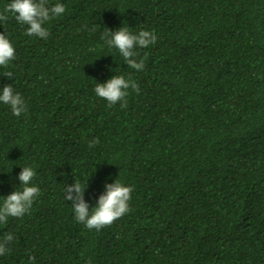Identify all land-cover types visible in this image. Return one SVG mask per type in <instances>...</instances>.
Masks as SVG:
<instances>
[{
  "label": "trees",
  "instance_id": "obj_1",
  "mask_svg": "<svg viewBox=\"0 0 264 264\" xmlns=\"http://www.w3.org/2000/svg\"><path fill=\"white\" fill-rule=\"evenodd\" d=\"M48 3L66 12L46 39L0 23L16 51L0 90L27 105L16 117L0 102V197L24 166L40 188L0 224L14 234L0 264H264V0ZM123 26L157 37L136 49L142 71L101 38ZM117 74L140 87L126 108L94 91ZM118 178L130 211L99 231L77 222L66 185L87 187L91 209Z\"/></svg>",
  "mask_w": 264,
  "mask_h": 264
},
{
  "label": "clouds",
  "instance_id": "obj_2",
  "mask_svg": "<svg viewBox=\"0 0 264 264\" xmlns=\"http://www.w3.org/2000/svg\"><path fill=\"white\" fill-rule=\"evenodd\" d=\"M66 12V6L62 3L49 5L48 0H10L2 9H0V23H5L9 15L21 25H26L25 35L35 36L46 39L49 31L45 23L63 15ZM129 27H121L115 32L107 30L102 35V39L110 47L118 49L128 68L136 71H142L145 68V59L139 57L137 47L146 48L156 42L154 32L141 30L133 33ZM16 59L15 48L5 33H0V67H8L12 60ZM9 79H12L11 72L4 73ZM129 89L140 92L139 84L131 78L117 74L108 79L106 83H96L94 91L97 97L108 102L109 107L120 103L122 108L128 106L127 97ZM0 102L10 106L12 114L16 117L27 112V105L21 94L15 92L11 85H6L0 90ZM100 143L99 137L88 141L89 148H93ZM36 171L33 167L24 166L19 173L18 179L21 187L2 198L0 203V224H6L8 218H22L30 212L35 199L40 195V188L33 184ZM88 186V185H87ZM87 187L75 180L74 184L66 185L65 199L71 201L74 216L77 222L84 224L88 229L101 230L110 226L117 219L121 218L130 211L129 202L133 188L125 186L118 178L113 183L105 184V191L99 196L95 207H91L85 201V190ZM14 240V234L6 232L0 237V256L10 251V244ZM35 261V256L30 257ZM89 264L91 262L89 261Z\"/></svg>",
  "mask_w": 264,
  "mask_h": 264
}]
</instances>
